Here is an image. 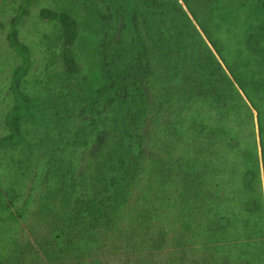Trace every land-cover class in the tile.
<instances>
[{
	"label": "trees",
	"instance_id": "1",
	"mask_svg": "<svg viewBox=\"0 0 264 264\" xmlns=\"http://www.w3.org/2000/svg\"><path fill=\"white\" fill-rule=\"evenodd\" d=\"M38 1L0 56V264H264V0H49L23 42Z\"/></svg>",
	"mask_w": 264,
	"mask_h": 264
},
{
	"label": "rangeland",
	"instance_id": "2",
	"mask_svg": "<svg viewBox=\"0 0 264 264\" xmlns=\"http://www.w3.org/2000/svg\"><path fill=\"white\" fill-rule=\"evenodd\" d=\"M22 3L23 0H0V56H2L3 59H6L9 53L8 36L10 32V23L14 20L16 11L18 10L19 5H22ZM48 3L49 0H39L38 2H31L29 10L27 14L24 16V22L21 25L22 33L24 34V36L22 37L23 42L26 41L28 43L33 40L31 37L33 35L30 31V26L33 21H36L39 18L42 19L40 16L42 11L40 10L45 9L48 6ZM44 19L49 20V15L45 14ZM69 43H70V38L67 35V39L64 44V49L66 51V54L67 52H69V47H70ZM70 65H71L70 63H67L68 68H70ZM3 73L4 71H1L0 69V86H1V79L4 78ZM146 153L147 156L150 158L155 157V154L150 149H148ZM89 155L92 156L93 154H88L87 156Z\"/></svg>",
	"mask_w": 264,
	"mask_h": 264
}]
</instances>
